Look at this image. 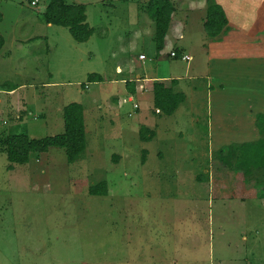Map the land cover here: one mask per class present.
I'll use <instances>...</instances> for the list:
<instances>
[{"label":"rangeland","instance_id":"obj_1","mask_svg":"<svg viewBox=\"0 0 264 264\" xmlns=\"http://www.w3.org/2000/svg\"><path fill=\"white\" fill-rule=\"evenodd\" d=\"M30 1L0 0V33L9 51L5 67L20 75L11 76L14 83H25L18 84L24 86L19 104L0 107V131L24 130L35 139L62 133V109L76 102L84 106L86 148L72 164L63 149L50 148L11 170L0 153V264H264V168L244 174L216 155L245 137L216 144L206 128L189 130L185 118L178 119L181 107L158 118L139 99L138 113L127 118L117 115L111 101L116 88L125 89L113 81L128 75H116L115 67L130 54L137 65L140 52L151 60L139 67L145 73L154 65L191 84L202 80L198 19L205 17L206 0H169L170 20L177 22L171 30L186 22L189 27L185 45L170 34L164 51L176 53L177 45L189 60L169 58L162 66L152 40L150 0H65L86 6L94 33L81 44L66 28L43 22L40 13L50 0H36L35 6ZM26 38L37 42L19 46ZM49 73L56 83L51 87L43 84ZM88 73L103 81L88 83ZM203 94L197 108L206 115ZM140 125L155 130L151 140L137 136ZM102 181L107 195L90 196L89 187Z\"/></svg>","mask_w":264,"mask_h":264},{"label":"crops","instance_id":"obj_2","mask_svg":"<svg viewBox=\"0 0 264 264\" xmlns=\"http://www.w3.org/2000/svg\"><path fill=\"white\" fill-rule=\"evenodd\" d=\"M216 3L222 8L225 14L228 31L218 41L209 40L204 34L201 47L205 52L204 62L206 64V69L203 74L204 76H201L202 80H195V84H191L185 77H177L172 73L170 74L168 69L165 71L166 73L157 71L154 65V70H152V72L149 70L145 73V69L140 70L141 68L139 67L143 65L146 66V62L151 63V60L148 61L144 53L140 52L137 55V59L138 62L141 63L137 65V61H135V58L130 54L131 59L124 61L123 66L118 65L115 67L116 75L120 76L124 71L128 74L118 79V81H113L116 84H122L125 88L124 92L118 91L116 88L117 93L111 98L116 108L114 111L118 113V116L126 115L127 118H132L134 113H138L139 111L140 104H138L137 101L139 99L143 104H151L150 110L153 115L159 114L153 107V83L156 81L168 83L172 80H176V82L172 83L173 92L182 93L184 95V100L177 107V109L181 107V116H179L178 119L181 120L185 118L188 122L187 126L189 130L198 131L201 127L203 129L206 128V135L217 141L214 142L216 144L222 140L227 142L235 135L241 138L245 137V139L250 137V139L247 140L243 139L240 143L258 140L259 134L254 121L257 115L264 114V0H218ZM37 4L36 1L33 5L35 6ZM44 10L40 13L41 17ZM203 10H205V8ZM173 19L171 18L170 20L162 49L158 52L156 50L155 53L157 59L161 60L158 66H162L161 62L169 58H181L182 61L189 60L188 55L185 54L182 48L177 47V45L175 48H178V50L180 49L181 52V55L178 57L174 52H171L175 54L174 56H172L171 53V56L169 55L172 46H170L171 49L169 52L164 51L165 47L169 46L170 34L173 36L172 40L174 43L178 44L184 41L185 45L183 34L189 27V23L186 22L184 27L181 26L180 30L176 29L173 32L171 30L173 28L172 23L177 26V22ZM198 20H201L200 27L202 29L203 19ZM48 25L49 27L55 26L51 24ZM0 35L2 36L1 33ZM38 37L41 38L42 36ZM153 38L154 35L152 36V40ZM34 41L35 40L26 38L23 41L19 40L18 45L23 47L25 45L35 44L37 41ZM142 55L144 58L140 59L139 57ZM8 56L9 51L6 50V40L4 38V45L0 50V107L3 104L7 107H11V103L19 104L20 100L18 101L17 98L18 91L24 88V86L18 84H25L23 82L14 83L12 81L11 76L18 77L20 75H15L13 73L14 70H11L12 73L6 70L5 59ZM18 57L23 59L24 55L21 53L18 54ZM48 63H50L49 59L47 60V64ZM24 65L25 63L22 64V68ZM19 72L21 75L23 74L22 69L19 70ZM89 74L97 73H88V75ZM97 75L103 80L100 74ZM48 78L49 80L43 83L47 84L45 86L51 87L53 84H56L50 73ZM88 83L94 84L95 82ZM202 92L204 93L202 97L205 99L207 110L205 112L206 115L201 112V108H197L199 105L198 100L200 99L199 95ZM203 103L204 102L200 104L203 105ZM185 105L187 108H184ZM100 106H102V104L97 103L95 109H101ZM177 109L170 116H156L166 119L173 116ZM24 115L25 112L20 114V117ZM41 115L42 114L38 116ZM142 116L146 117L145 114ZM249 124L252 128H250ZM175 127L179 128V124L176 121ZM139 128L148 129L145 125H140L138 128L136 127L137 136H139ZM148 130L155 132L152 128ZM181 136L182 134L178 133V137Z\"/></svg>","mask_w":264,"mask_h":264},{"label":"trees","instance_id":"obj_3","mask_svg":"<svg viewBox=\"0 0 264 264\" xmlns=\"http://www.w3.org/2000/svg\"><path fill=\"white\" fill-rule=\"evenodd\" d=\"M148 8L155 23L153 41L157 52L162 49L164 37L169 27L172 6L169 0H150ZM1 18V17H0ZM42 19L46 24L66 28L72 39L77 43H86L94 30L86 22V6L67 3L65 0H50ZM203 32L212 41H218L228 31L227 20L222 8L214 0H206ZM4 38L0 35V50ZM179 51V52H178ZM177 57L181 52L176 48ZM175 55V54H174ZM97 74H89L87 82H102ZM171 82L156 81L153 83V107L159 112L156 115L170 116L184 100L182 93H174ZM84 108L80 103L72 102L62 109V133L40 139L30 138L26 131L7 133L0 131V153L6 154L9 170L14 164L28 163L30 157L46 153L50 148L63 149L68 164L79 161L86 148ZM260 138L253 142L233 143L218 149L216 155L229 169L248 174L252 169L264 168V114H259L254 121ZM141 141H148L155 135L146 128L139 130ZM146 151H142V163ZM117 159V157L115 158ZM90 196L103 197L107 195L106 182L102 181L88 189Z\"/></svg>","mask_w":264,"mask_h":264},{"label":"built area","instance_id":"obj_4","mask_svg":"<svg viewBox=\"0 0 264 264\" xmlns=\"http://www.w3.org/2000/svg\"><path fill=\"white\" fill-rule=\"evenodd\" d=\"M31 3H32V5H33L34 3H36V0H34V1H33V2H31ZM171 55H172V56H174V53H171ZM139 58H140V59H143V58H144V56L142 55V56H140Z\"/></svg>","mask_w":264,"mask_h":264}]
</instances>
